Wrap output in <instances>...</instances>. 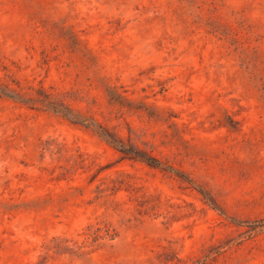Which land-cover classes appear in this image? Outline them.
I'll return each instance as SVG.
<instances>
[{"label": "rangeland", "instance_id": "obj_1", "mask_svg": "<svg viewBox=\"0 0 264 264\" xmlns=\"http://www.w3.org/2000/svg\"><path fill=\"white\" fill-rule=\"evenodd\" d=\"M0 264H264V0H0Z\"/></svg>", "mask_w": 264, "mask_h": 264}, {"label": "trees", "instance_id": "obj_2", "mask_svg": "<svg viewBox=\"0 0 264 264\" xmlns=\"http://www.w3.org/2000/svg\"><path fill=\"white\" fill-rule=\"evenodd\" d=\"M119 152L121 154H124V155H127V152L125 150H119ZM148 164L150 165H157V162L155 160H152V159H149V160H146Z\"/></svg>", "mask_w": 264, "mask_h": 264}]
</instances>
